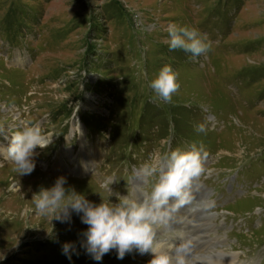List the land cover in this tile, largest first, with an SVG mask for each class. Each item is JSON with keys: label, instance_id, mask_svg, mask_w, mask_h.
Returning a JSON list of instances; mask_svg holds the SVG:
<instances>
[{"label": "rangeland", "instance_id": "obj_1", "mask_svg": "<svg viewBox=\"0 0 264 264\" xmlns=\"http://www.w3.org/2000/svg\"><path fill=\"white\" fill-rule=\"evenodd\" d=\"M169 24L196 28L207 54L170 51ZM165 65L180 85L171 103L148 87ZM22 124L39 126L49 144L35 149L27 175L0 154V264H148L151 253L136 250L95 260L83 214L38 216L33 194L65 177L95 205L118 203L134 198L133 185L151 191L141 169L154 155L193 144L206 157L193 179L206 189L188 204L210 216L191 209L190 218L219 243L182 250L264 264V0H0V148ZM87 163L84 177L60 167ZM109 179L112 193L101 187ZM183 211L172 206L171 218ZM155 229L156 240H175L161 221Z\"/></svg>", "mask_w": 264, "mask_h": 264}, {"label": "clouds", "instance_id": "obj_2", "mask_svg": "<svg viewBox=\"0 0 264 264\" xmlns=\"http://www.w3.org/2000/svg\"><path fill=\"white\" fill-rule=\"evenodd\" d=\"M167 33L170 51L183 50L197 57L207 54L210 49L207 38L196 28L169 24ZM148 87L161 101L171 103L172 96L180 85L172 67L165 65L148 82ZM197 130L203 129L198 127ZM10 136L8 147L0 148V154L12 161L19 175L31 174L35 168L32 159L35 149L46 148L49 143L39 126L22 124L18 130L10 131ZM201 153L202 149L193 144L186 151L175 149L154 155L141 169L144 181H152L151 191L142 192L139 199L116 195V204L110 199L105 202L101 197L102 202L95 205L74 188L66 189V178L59 177L51 188H41L33 194V211L38 216H50L51 220L55 218L61 221L70 219L73 211L82 213L81 220L88 225L85 233L87 251L97 261L110 250L116 249L119 259L136 250L140 254H152L149 264H171L170 256L161 250V245L156 240L155 226L165 217V209L170 203L173 207H178L190 202L189 188L192 179L205 170L206 157H202ZM113 182L114 180L109 179L101 187L112 193L110 185ZM72 247L70 243L64 244V253L67 254Z\"/></svg>", "mask_w": 264, "mask_h": 264}, {"label": "bare ground", "instance_id": "obj_3", "mask_svg": "<svg viewBox=\"0 0 264 264\" xmlns=\"http://www.w3.org/2000/svg\"><path fill=\"white\" fill-rule=\"evenodd\" d=\"M178 207L179 208L180 207L184 208L183 215L187 214V216L184 217V219L182 221V224H183L182 230L190 229L191 226H194V228H192V229H196L198 227V225H199L198 224L199 222H196L194 220V218L193 219L190 218L193 215V213H191V209H194L198 213L197 216L198 215H201V216H204V217H209L210 216V215H207L206 213H204L203 209L200 210V207L191 206L188 203L185 204V205H182V206H178ZM165 210L168 211L167 208ZM195 216H196V213H195ZM192 223H195V225L192 224ZM210 226H211V228L213 226L212 229H214V227H215L212 223H210ZM195 232L198 233V235H197L198 238L195 240V242L198 241L199 239H201V243L202 244L205 243V242L212 241V245L215 246V245H217V243H219L218 242L219 239H217V237H216L217 235L216 234L214 235V237H210L209 235L208 236H204L205 232L202 235V234H199L198 231H194V233H193L194 237L196 236ZM201 232L202 231H200V233ZM189 238L191 239L192 237H189ZM157 242L161 245V250L166 252L170 256L171 264H224V263L234 264V261H233V258H231L232 256L230 255V252H227V251H222V252H218L217 251L218 253L200 255L199 257L198 256L196 257V254H195V251H194V255L188 256L187 253H185V251L182 250V249L190 250L191 243H188V241H186V243L183 242L181 247L179 246V244L181 242L179 239L172 240V241H169V242H166V241H163V240L159 239V240H157ZM177 246H179V247H177ZM199 246H200L199 243L196 242L195 243V249H197ZM203 248H204V246L201 247V249H203ZM151 259H152V254H151V256H149L148 260L150 261ZM148 264H149V262H148Z\"/></svg>", "mask_w": 264, "mask_h": 264}]
</instances>
